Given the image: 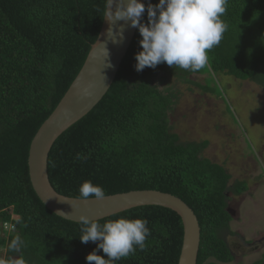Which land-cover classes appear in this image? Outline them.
<instances>
[{
    "label": "trees",
    "instance_id": "obj_1",
    "mask_svg": "<svg viewBox=\"0 0 264 264\" xmlns=\"http://www.w3.org/2000/svg\"><path fill=\"white\" fill-rule=\"evenodd\" d=\"M105 4L106 0H0V221L15 226L11 232L1 231L0 264H12L20 256L25 264H89L86 255L97 249L96 242H81L78 222L56 215L39 199L30 182L28 154L34 135L97 40ZM223 20L228 30L209 51L206 66L196 72L165 62L137 71L135 54L142 39L137 28L106 95L56 139L48 158L52 186L68 197L78 198L81 183L91 180L103 186L106 196L158 190L181 198L200 225L197 264L234 261L222 237L233 217L227 193L238 195L248 185L236 181L229 186L226 168L201 156L208 141L180 142L168 119L177 95L159 84L171 74L191 82L188 75L193 73H225L264 88V0H229ZM200 87L220 93L217 83ZM77 153L87 159H75ZM118 216L146 218L151 234L144 250L116 264H178L184 231L176 212L145 205L99 222ZM17 235L24 241L19 252L9 249Z\"/></svg>",
    "mask_w": 264,
    "mask_h": 264
},
{
    "label": "rangeland",
    "instance_id": "obj_2",
    "mask_svg": "<svg viewBox=\"0 0 264 264\" xmlns=\"http://www.w3.org/2000/svg\"><path fill=\"white\" fill-rule=\"evenodd\" d=\"M176 75L159 84L177 95L168 111L171 130L182 143L208 141L201 156L226 168L229 186L236 181L248 185L238 195L227 193L233 217L222 237L237 247L234 261L227 264H264V88L225 73H193L191 82ZM216 83L220 93L200 87Z\"/></svg>",
    "mask_w": 264,
    "mask_h": 264
},
{
    "label": "clouds",
    "instance_id": "obj_3",
    "mask_svg": "<svg viewBox=\"0 0 264 264\" xmlns=\"http://www.w3.org/2000/svg\"><path fill=\"white\" fill-rule=\"evenodd\" d=\"M228 2L229 0H158V3L152 4L149 0L145 23L142 22L145 13L142 0H106L104 17L112 24L125 21L138 28L142 39L139 41L141 50L135 54L137 71H142L146 66L155 68L165 62L170 67L196 72L206 66L209 51L221 43L228 30V25L223 20ZM108 34L110 37L113 35L111 28ZM119 35L122 40V27ZM75 159L86 160L87 157L77 153ZM105 196L103 186L94 184L91 180L83 181L79 187V200H99ZM70 205L72 209L78 207L73 203ZM58 214L70 217L63 212ZM74 220L81 225V242H96L97 249L105 254H98L97 249L89 252L86 255L89 264H116V261L135 254L137 249L144 250L146 239L151 234L148 220L143 217L118 216L101 224L97 218L80 212ZM23 244L24 241L17 235L10 241L9 249L19 252ZM3 262L4 260L1 263ZM12 264H25V260L20 256Z\"/></svg>",
    "mask_w": 264,
    "mask_h": 264
},
{
    "label": "water",
    "instance_id": "obj_4",
    "mask_svg": "<svg viewBox=\"0 0 264 264\" xmlns=\"http://www.w3.org/2000/svg\"><path fill=\"white\" fill-rule=\"evenodd\" d=\"M146 1L142 0L145 5ZM121 27L122 40L119 35ZM109 28L113 33L111 37L108 34ZM136 30V27L130 26V22L116 21L112 24L104 17L97 40L92 44L82 69L30 143V182L39 199L50 211L74 222H77L74 219L78 218L80 212L99 220L138 206L155 205L171 209L183 222V244L178 264H197L200 225L192 208L181 198L158 190H134L107 195L99 200H79L58 193L49 179L48 158L54 142L69 127L86 116L106 95L130 48ZM61 200H67L69 203ZM70 203L78 207L72 209ZM58 212H63L73 219Z\"/></svg>",
    "mask_w": 264,
    "mask_h": 264
},
{
    "label": "built area",
    "instance_id": "obj_5",
    "mask_svg": "<svg viewBox=\"0 0 264 264\" xmlns=\"http://www.w3.org/2000/svg\"><path fill=\"white\" fill-rule=\"evenodd\" d=\"M14 225L12 224V223H10V222H2V221H0V235H1V231H3V229L4 230H6V231H11V230H13L14 229Z\"/></svg>",
    "mask_w": 264,
    "mask_h": 264
},
{
    "label": "flooded vegetation",
    "instance_id": "obj_6",
    "mask_svg": "<svg viewBox=\"0 0 264 264\" xmlns=\"http://www.w3.org/2000/svg\"><path fill=\"white\" fill-rule=\"evenodd\" d=\"M250 244V243H249ZM230 247H231V252H232V255L235 257V251H234V249L233 248H237L234 244H232V245H230Z\"/></svg>",
    "mask_w": 264,
    "mask_h": 264
}]
</instances>
